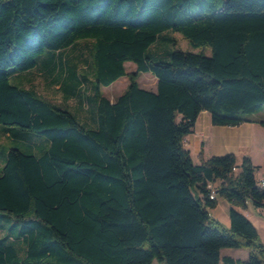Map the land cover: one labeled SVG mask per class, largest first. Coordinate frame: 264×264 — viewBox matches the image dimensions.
<instances>
[{
  "label": "trees",
  "instance_id": "1",
  "mask_svg": "<svg viewBox=\"0 0 264 264\" xmlns=\"http://www.w3.org/2000/svg\"><path fill=\"white\" fill-rule=\"evenodd\" d=\"M173 33L198 51L175 48ZM81 41H90L93 127L10 81L40 58L66 64L61 54ZM161 42L174 47L167 58L150 51ZM141 72L154 91L138 85ZM121 76L124 92L102 96ZM56 85L75 97L72 84ZM262 107L264 0H0V124L46 141L37 154L4 155L0 218L18 228L0 237V264H264V243L239 211L264 209L251 159L200 150L196 163L183 146L201 111L238 126ZM216 196L229 203L228 227L210 216Z\"/></svg>",
  "mask_w": 264,
  "mask_h": 264
},
{
  "label": "rangeland",
  "instance_id": "2",
  "mask_svg": "<svg viewBox=\"0 0 264 264\" xmlns=\"http://www.w3.org/2000/svg\"><path fill=\"white\" fill-rule=\"evenodd\" d=\"M172 36L176 40L175 48L191 52L198 51V49H194L189 46L186 39H184L181 34L173 33ZM89 45L90 41H81L75 48L64 51V54L62 53L64 56L61 54L60 57H64L66 61L67 59L70 60H68L66 64L63 63L61 66L56 61L52 62L51 60L46 62V60L40 58L32 69L22 74L12 76L10 81L14 84L24 86L25 88L33 89L48 101L66 107L85 126L93 127L94 121L92 113H94V105L92 103V85L94 84V79L90 65ZM173 48L172 44L168 42H161L155 43L151 47L150 51L167 58L165 52ZM78 53H80V56L78 58H74ZM204 53L209 55L210 49L205 47ZM56 55L54 56L55 59ZM48 56L49 55L47 54V57ZM53 63L55 64L53 65ZM73 67L75 68V75L72 77L69 76V73ZM124 68L126 72L132 71L135 69V64L132 62H126L124 64ZM127 81L126 76H121L110 85L101 86L100 93L108 100L113 101L124 92ZM62 82L64 84H72L74 86L76 89L75 97L66 99L62 89L56 85V83L61 84ZM137 82L138 85L144 89L152 91L155 90L156 80L150 72H141L137 77ZM244 118L255 121L264 120V107L256 112L244 114ZM226 128L228 127L212 125L210 123L209 113L205 110L201 111L196 120L195 130L184 137L183 146L188 149L190 156L195 162L198 161L197 155L200 151V142H202L200 140L205 141L202 155L206 159L212 155H221L228 153L229 151L236 153L237 141L232 142L234 137ZM200 134H202V136H199ZM256 135L254 146H263L264 135L262 133H257ZM261 146L259 148H261ZM12 147L37 154L46 147V141L44 137L28 130H21L15 126H5L0 124V168L4 161V155L8 149ZM257 150L258 148L255 147L253 151V155L256 160ZM237 155L238 154H236L235 157L238 163L241 158H238ZM257 170L259 171V169L256 168L255 171ZM258 171L256 172V178L257 180H260L261 178H264V167H262L259 172ZM218 184L219 180H216L213 184H211V187L215 189ZM217 201L216 207L214 209H210L209 212L214 219L221 220L223 215H228L227 209L229 203L219 196H217ZM17 228L18 224L15 222L13 217L7 216L0 218V237L4 235L11 237L15 236ZM258 231L259 238L261 242L264 243V227L259 225ZM17 246L22 249L20 243H17ZM220 255L246 258L247 250L243 248H223L220 251ZM151 264H158V262L153 260ZM219 264L223 263L220 262Z\"/></svg>",
  "mask_w": 264,
  "mask_h": 264
},
{
  "label": "crops",
  "instance_id": "3",
  "mask_svg": "<svg viewBox=\"0 0 264 264\" xmlns=\"http://www.w3.org/2000/svg\"><path fill=\"white\" fill-rule=\"evenodd\" d=\"M195 125H196V122H195ZM226 127H228L226 129H228L229 132L234 137V140L231 139L232 142L237 141V146H236L237 149L235 151L236 153H234L232 151H229L228 153H233L234 155L238 154L237 155L238 158H241L242 156H245V155L248 156L251 159L252 164L255 166V169L257 168L260 171L261 168L264 167V161H263L264 144H263V146L260 145L261 148H259L260 146H254V142H255L257 133H262L264 135V127H262L258 123H256L255 120H250V119H248V121L241 123L238 126H226ZM194 130H195V126L193 128V131ZM199 136H202V134H200ZM200 141L203 142V144H202V142H200V150H202V152H203L204 146H205V141H203V140H200ZM255 147L258 148L257 160L255 159V157L253 155V151H254ZM204 159H206V158H204ZM257 171H254V177H255L256 182L259 181L256 178V172ZM261 179H264V178H261ZM216 200H217V196H216ZM228 209H229V206H228ZM228 209H227V213H228ZM239 211H241L253 223V225L256 227L257 231H258L259 225H262L264 227V220H263L264 209L263 208L255 207L252 203L247 202L246 208L245 209H239ZM216 220H218L224 227L229 226L228 215H223V218L221 220H219V219H216ZM232 251H239V250H232ZM221 256H228L234 260L235 259H242V260L246 259L244 257H233L230 255H221Z\"/></svg>",
  "mask_w": 264,
  "mask_h": 264
},
{
  "label": "built area",
  "instance_id": "4",
  "mask_svg": "<svg viewBox=\"0 0 264 264\" xmlns=\"http://www.w3.org/2000/svg\"><path fill=\"white\" fill-rule=\"evenodd\" d=\"M233 170L236 171L235 168H234ZM257 185H258V186H263V185H264V179L259 180V181L257 182ZM209 188H210V185H209ZM209 198H210V199L215 198V193H214V191L212 190V188H211V192L209 193Z\"/></svg>",
  "mask_w": 264,
  "mask_h": 264
}]
</instances>
